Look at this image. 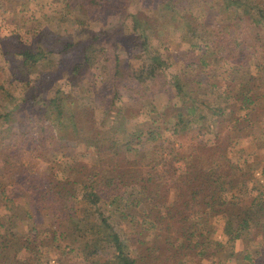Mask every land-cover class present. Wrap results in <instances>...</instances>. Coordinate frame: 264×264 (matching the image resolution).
<instances>
[{
	"label": "trees",
	"instance_id": "trees-1",
	"mask_svg": "<svg viewBox=\"0 0 264 264\" xmlns=\"http://www.w3.org/2000/svg\"><path fill=\"white\" fill-rule=\"evenodd\" d=\"M222 1L225 9L232 8L237 13L235 17L228 19L227 25H221L216 20L208 22L207 17L194 16L180 11L176 6V0H160L165 11L161 9L155 13L142 11L145 28L148 30L150 28L153 31L156 29L165 31V27H163L165 24L161 26L158 22V16L165 15V12L168 14L172 12L171 15L175 13L182 18L185 31L190 38V45L183 55V70L180 73H169L170 63L163 59L159 47L151 45L150 40L143 35H135L134 38L126 40L121 39V35H119L121 23L126 17H132V14L125 9L124 4L120 21L115 25L105 27L99 33L109 34L112 39L114 30L118 31L117 35L120 37L112 41V48L122 50L125 46L131 45L132 48L138 46L140 53L148 57L149 64L132 69L131 74L137 82L135 91L142 88L139 87L140 85L149 83V91H155V93L158 91H177L180 94L182 91H203L201 93H204L207 89L214 88L217 84L215 78L218 75L213 71L214 81L209 79L207 84L205 83V86L202 87L195 71L197 69L206 71L213 66L215 68L216 62L220 59L228 61L234 66L230 72L231 79H233L234 73H237V68L250 62L253 54L257 53L261 62L256 64L264 68V34L258 31L259 26L264 24V0ZM107 2L108 0H89L92 6L100 8V13L109 8L106 5ZM237 20L246 31L253 33L251 37L248 34L234 35L231 32L223 37L219 28H236ZM136 24L134 20V29ZM99 33H95L91 37V41L83 46L82 50L86 54L84 53L82 60L68 63L70 65L68 80L73 85H77L80 79L86 75L88 54H92L95 49L94 41L99 37ZM138 39H142V41L138 42ZM36 42L41 43V39ZM73 46L72 42L67 41L62 48L57 50L65 53ZM104 49L105 47L102 45L97 50L104 52ZM51 51L54 50L45 49L43 44L21 48L17 52V55L20 56L18 68L31 70ZM195 51H199V54H194ZM112 59L114 65L110 67V81L112 87L117 89V76L125 69L122 68V60L119 55H112ZM218 79L223 80L222 78ZM225 80H227L226 77ZM257 83L259 80L250 76L245 81H241L238 85L240 89L234 95L232 94L234 96L232 100L236 99L242 104L238 109L245 111L244 118L239 117L236 122L231 124L233 127L235 124L239 125V131L242 129L241 127L245 126V123H251L250 120L253 119V111L257 105L262 106L264 110V89L263 86L257 88ZM49 90L44 92H49ZM57 93L56 91L55 94ZM232 95H227L228 98L218 95L213 109H209L211 114L221 118L226 107L221 106L220 103L223 100H228ZM43 99L45 101L44 96ZM195 103L192 101L191 105L183 106L178 111L176 124L179 127L173 129L174 133L189 129L185 116L194 114L197 116V120L205 117L202 108L197 113L198 107L195 106ZM49 106L52 107L51 112L53 113L51 122L53 124L56 122L58 139L63 142L61 146L65 148L76 145L93 147L97 157L96 161L99 165L104 166L106 173L98 181L88 182L87 178L93 179L97 175L82 174L83 172L78 169L81 167L80 163L73 162L72 165H65V176L58 177L57 173L43 176L42 178L47 183L46 187L42 185L44 182H40L37 177L27 176L22 182H19L20 194L18 196L27 199L35 207V212H32L31 209L30 211L22 209L25 212L29 230L25 237H21L19 241L20 236L13 232H0V264H7L8 260L12 261L16 258L15 262H17L19 251L30 255L27 259L22 260V264L48 262L45 260L47 254H43L41 250L44 247L38 244L39 236H42V240L47 243H45L46 246L53 249L79 251L88 264H92L93 260L102 256V253H105L109 247L113 250L112 253L115 254V257L117 256L119 259V264H203L205 261L208 262L207 264H226L223 253L230 252L229 254L233 255V246L231 245L238 240L243 242L244 247L242 258L237 264H264V166L261 167L263 179H260L256 187L249 188L253 177L249 170L241 168L244 159L241 160L240 157H237V161L232 158L227 159L223 155L224 148L221 147L224 142H221V145L216 148L202 146L191 149L190 151L197 157L196 176L185 175L183 180L178 181L176 173L184 165L181 154L185 151H175L173 144L165 145L164 142H168V140L161 139L162 131L154 125L147 126V128H144L146 125H140L142 128L135 130L137 138L139 137L138 132L142 133L143 131L147 133L149 140L154 142L145 151L149 156V161L144 163L140 158H130L131 143L125 135L120 140L115 137L114 129H100L98 124L93 121H87L81 117L75 118V112L72 116L66 117L65 114L72 112V107L66 106L63 100L56 96L51 98ZM205 108L210 107L205 106ZM231 109L230 112H234L235 109ZM228 114L226 113V119ZM232 117H234L233 113L229 115V121L233 120ZM187 121L191 120L187 119ZM33 123L38 131L37 140L45 141V138L51 135L48 132L50 130L42 121ZM28 131L27 128L24 129V126L20 130L13 128L11 135L21 136V140L15 139L16 142L13 144H29L36 140L35 136H31ZM235 134L239 135L237 132ZM229 138L227 135L224 140H229ZM121 143L124 148H120ZM5 144L7 145L2 144L0 149L1 152H5L4 154L7 153L3 155L2 169L5 173L9 171L10 174L15 166L14 160L17 159L18 152L17 149H9V147L12 148V144ZM232 169L240 170L239 183L235 184L237 188L234 190L233 180L230 178ZM84 175L85 178H83ZM98 185H101L103 189L97 190ZM173 190L175 192L172 197L175 200L173 203L165 205L164 196L166 197V194H170ZM2 192L4 191L2 190ZM109 198H112L111 203L116 205L114 212L112 211L110 214L114 215L115 211L121 212L122 219L127 218L123 209L129 208L135 211L140 207L143 209L141 226L136 232V243L143 249L140 257L136 258L131 255L129 239L121 238L115 229L114 222L116 220H112L110 215H104L100 208L101 200ZM73 200L83 203L86 211L89 209L90 214L93 213L94 217L92 218L87 212V214L79 216V213L76 214L69 209L67 204ZM6 202L8 203L5 204L7 211L18 213L19 205H10L9 207V198L6 199ZM75 210L77 211V208ZM224 214L227 215V220L223 224V231L228 238L226 245L209 238L200 222ZM42 215L48 218L47 223L42 221ZM135 216L137 215L133 216L136 219ZM71 220H74L76 224L71 226L69 224Z\"/></svg>",
	"mask_w": 264,
	"mask_h": 264
},
{
	"label": "rangeland",
	"instance_id": "rangeland-1",
	"mask_svg": "<svg viewBox=\"0 0 264 264\" xmlns=\"http://www.w3.org/2000/svg\"><path fill=\"white\" fill-rule=\"evenodd\" d=\"M123 4L132 17H126L121 23L119 27L121 39L126 40L134 38L135 35H143L150 40L151 45L159 47L163 59L170 63L169 73H180L183 70V55L190 45V38L185 31L182 18L175 13L171 15L172 12H169L170 14L165 12L166 14L161 17L157 15L159 24L166 25L163 26L165 31H158L156 28H154L155 31L150 28L148 30L143 22L142 11L149 13H155L158 9L165 11L160 0H108L106 5L109 8L105 9L106 11L102 10L101 13L100 8L92 6L89 0H0V149L2 144L9 143L12 144V148L9 147V149H17L18 152L17 159L14 160L15 166L9 174V171L5 173L2 169L3 155L7 153L4 154L5 152L0 151V232H13L20 236L18 241L21 237H25L29 230L25 219L26 215L22 209L25 211L31 209L32 212H35V207L27 199L18 196L20 194L19 182H22L27 176L37 177L40 182H44L42 185L46 187L47 183L42 178L43 176L56 173L58 177L65 176V165H72L73 162L80 163L81 167L78 169L83 172L82 174L97 175L93 179L87 178L88 182L91 180L96 182L106 173L104 166L99 165L96 161L97 157L93 147L76 145L65 148L61 146L63 142L58 139L56 122L55 124L51 122L53 113L51 112L52 107L49 105L53 96L62 99L66 106L72 107V112L65 114L66 117L72 116L75 112V118L81 117L84 120L93 121L98 124L100 129H114L115 137L120 140L125 135L131 143L130 158H140L144 163L149 161V156L145 151L154 142L150 141L147 133L143 131L142 133L138 132L139 137L137 138L135 130L142 128L140 125H146L144 128L150 125L157 127L162 131L161 139L168 140V142H164L165 145L173 144L175 151H185L181 154L184 165L176 173L178 181L183 180L185 175L196 176L197 157L190 151L191 149L202 146L216 148L221 145V142H224L221 147L224 148L223 155L227 159L232 158L234 161L238 160L237 157H240L241 160L244 159L241 168L249 170L253 177L249 188L256 187L260 179H263L261 175V167L264 166V110L262 106L255 107L253 119H251L252 116L249 118L251 123H245L240 131L239 125L235 124V127L231 125L236 122L237 118L245 117V111L238 109L242 105L241 102L236 99L232 100L234 93L240 89L239 83L253 76L259 80L257 88L263 86L264 89V68L256 64L261 63L257 53L253 54V57L251 56L248 64L237 68L233 79L230 78V72L234 66L221 59L216 62L215 68H213L214 66L209 67L206 71L197 69L196 77L201 81L202 87L205 86V83L207 84L209 79L214 81L213 71L218 75L215 78L217 84L214 88L207 89L204 93H201L203 91H182L183 94L177 93V91L155 93V91H149V83L140 85L139 87L142 88L135 91L137 82L131 74L132 69L149 64L148 57L140 53L138 46L136 48H132L131 45L125 46L122 50L112 48V41L120 37L117 35L118 31L114 30L112 39L109 34L99 33L105 27H110L120 21ZM176 6L180 11L194 16L207 17L208 22L216 20L221 25H227L228 19L237 14L232 8L225 9L222 0H176ZM134 20L137 23L135 29L133 28ZM236 23V28H219L223 37L227 36L228 32L234 35L248 34L249 37L253 35L251 31H246L242 27L239 20ZM258 31L264 34V24L259 26ZM95 33L100 35L98 34L99 37L94 41L95 49L92 54H88L86 75L80 79L77 85H73L68 80V67H70L68 63L83 59L85 53L82 50L83 46L91 41V37ZM198 33L200 34V32ZM39 39H41V43L36 42ZM142 39H138V42ZM67 41L72 42L74 46L65 53L58 52L57 49L62 48ZM41 44L45 49L54 51L35 64L31 70L18 68L20 56L17 55V52L23 47ZM102 45L105 47L104 52H98L97 49H100ZM193 53L198 55L199 51ZM112 55H119L122 60V68L125 69L117 76V89L112 87L110 81V67L114 65ZM48 89H50L49 92H44ZM56 91L57 94H55ZM218 95L222 98L232 95L226 101L219 100L220 105L226 107L221 118L209 111V109H213ZM192 101L196 102L197 113L202 108L205 117L197 120V116L194 114L185 116L189 129L174 133L173 129L179 127L176 124L178 111L183 106L191 105ZM205 106L210 108L206 109ZM231 108L235 109L232 112L234 117L229 121V115L232 114ZM231 110L233 111V109ZM226 113H229L227 119L225 118ZM187 119L191 121H187ZM34 121H42L51 131H48L51 135L45 138V141L37 140L38 131L34 127ZM23 126L24 129L29 130L31 136H35L36 140L29 144L17 143L14 145L15 139L19 141L21 136L14 137L11 132H13V128L20 130ZM235 132L239 135H236ZM227 135L230 137L229 140H224ZM121 145L120 148H124L123 143ZM240 151L243 154H240ZM238 169L231 171L233 190L237 188L235 184L239 183L240 170ZM236 181L237 183H235ZM99 188L103 189L101 185L97 186V190ZM174 192L175 190L166 194V197L164 196L165 205L173 203ZM8 198L9 207L10 205H19L18 213L7 211L5 204H8L6 202ZM111 199H102L100 208L104 215H110L112 220H116L114 223L117 233L122 239H129V251L132 256L138 258L143 249L136 243V232L141 226L143 209L141 207L136 211L129 208L123 209L127 218L122 219L121 212L115 211L114 215L110 214L112 211L114 212L116 206L111 203ZM82 204L80 201L73 200L67 204V207L76 214L79 213V216L90 214V210L86 211V207ZM134 215H137L136 219L133 217ZM90 216L93 218L94 214L92 213ZM41 218L44 223H47V217L42 215ZM226 220L227 215L224 214L200 222L209 238L226 245L228 238L223 231V224ZM69 224L73 226L76 222L71 220ZM42 239V236H39L38 244L44 247L43 249L39 247L43 254H47L45 260L48 262L44 264H88L79 251L53 249L46 246L47 243ZM231 246H233V255L226 252L223 253V257L226 264H237L242 258L243 242L238 240ZM112 251L109 247L105 253H102V256L93 260L92 264H119V259ZM17 257V262H15L16 258V260H8L7 264H22V260L27 259L30 255L19 251ZM207 263L205 261L203 264Z\"/></svg>",
	"mask_w": 264,
	"mask_h": 264
}]
</instances>
